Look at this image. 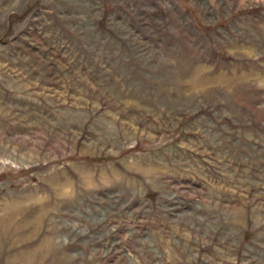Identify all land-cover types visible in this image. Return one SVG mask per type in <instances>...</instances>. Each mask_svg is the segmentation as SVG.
<instances>
[{
    "label": "rangeland",
    "instance_id": "374dc122",
    "mask_svg": "<svg viewBox=\"0 0 264 264\" xmlns=\"http://www.w3.org/2000/svg\"><path fill=\"white\" fill-rule=\"evenodd\" d=\"M0 264H264V0H0Z\"/></svg>",
    "mask_w": 264,
    "mask_h": 264
}]
</instances>
